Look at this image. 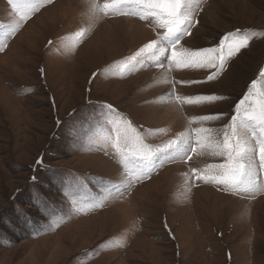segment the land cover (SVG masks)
Segmentation results:
<instances>
[{
  "label": "rangeland",
  "instance_id": "obj_1",
  "mask_svg": "<svg viewBox=\"0 0 264 264\" xmlns=\"http://www.w3.org/2000/svg\"><path fill=\"white\" fill-rule=\"evenodd\" d=\"M93 3L54 0L0 52V264H264V194L237 197L198 181L187 188L191 181L184 174L190 167L221 162L212 156L168 164L102 209L74 216L39 238L28 235L17 206L36 229L51 224L32 206L33 193L64 215L69 192L79 193L74 181H85L88 191L99 195L101 178L123 179L112 150H100L99 140L109 126L100 125L97 103L112 104L141 131L166 129L148 137L155 146L186 131L192 117L229 112L251 82L261 87L264 36L257 35L219 79L175 88L181 96L215 93L230 101L203 106L150 103L169 90L170 85L156 82L161 70L124 77L106 70L154 39L156 32L127 16H105L88 26ZM9 14L7 0H0V23L10 22ZM195 19L181 46L212 47L236 29L264 31V0H206ZM82 27L88 28L83 42L64 50ZM168 75L175 81L203 80L207 72L176 69ZM225 122L206 126L219 128Z\"/></svg>",
  "mask_w": 264,
  "mask_h": 264
},
{
  "label": "snow or ice",
  "instance_id": "obj_2",
  "mask_svg": "<svg viewBox=\"0 0 264 264\" xmlns=\"http://www.w3.org/2000/svg\"><path fill=\"white\" fill-rule=\"evenodd\" d=\"M205 2L206 0H103L101 3L94 0L86 24L91 26L105 16H127L145 22L156 32L154 39L106 70L120 77L149 68L161 70L156 82L170 87L163 96L150 103L219 105L230 101L231 97L215 93L181 96L176 94V85L201 84L219 79L227 71L229 61L238 56L242 49L248 48L255 36H264V31L236 29L226 33L212 47L190 49L181 46V41L191 35L197 23L195 13ZM53 3L54 0H7L11 19L8 23H0V52L6 49L8 42L32 16L42 7ZM87 31V27L75 31L70 43L63 45L64 50L71 51L79 46ZM176 69L205 70L207 75L203 80L175 81L168 73ZM40 71L43 74V68ZM104 74L106 72L102 70L101 75ZM95 75L94 73L93 77ZM259 76L261 87L257 88V81L251 82L245 94L232 105L229 112L192 117L186 131L155 146L147 142L148 137L165 134L166 129L141 131L126 114L112 104L97 103L95 115L100 125L109 126L99 140L100 150L105 151V154H108V149L112 150L113 159L122 166L123 179L117 183L105 182L101 178L98 182L99 195L88 191L85 181H74L79 193L69 192V209L64 215L55 212L51 205L44 203L38 194L33 193L32 206L50 218L51 224L43 230L36 229L29 214L17 206L16 215L28 235L39 238L55 231L74 216L102 209L110 200L130 194L137 184L151 179L166 165L187 163L193 160V156L219 157L221 162L210 163L203 168L190 167L184 174L186 182L191 181L187 183L189 190L198 181L214 185L219 191L237 197L253 198L264 194V71ZM225 120L219 128L206 126L210 121ZM193 123L197 124L195 128L191 127ZM37 164L43 167L44 161L38 160ZM33 182H36V177H33ZM6 223L13 231L16 230L12 223ZM7 246L14 245L9 243ZM102 250L103 246L99 251Z\"/></svg>",
  "mask_w": 264,
  "mask_h": 264
},
{
  "label": "bare ground",
  "instance_id": "obj_3",
  "mask_svg": "<svg viewBox=\"0 0 264 264\" xmlns=\"http://www.w3.org/2000/svg\"><path fill=\"white\" fill-rule=\"evenodd\" d=\"M204 190H205V188H204ZM204 190H203V191H204ZM206 190H207V189H206Z\"/></svg>",
  "mask_w": 264,
  "mask_h": 264
}]
</instances>
